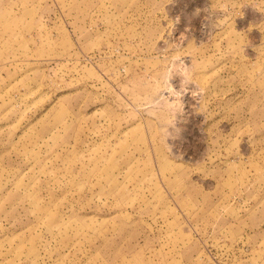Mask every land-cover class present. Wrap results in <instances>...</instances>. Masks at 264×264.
<instances>
[{
  "label": "rangeland",
  "instance_id": "1",
  "mask_svg": "<svg viewBox=\"0 0 264 264\" xmlns=\"http://www.w3.org/2000/svg\"><path fill=\"white\" fill-rule=\"evenodd\" d=\"M0 264H264V0H0Z\"/></svg>",
  "mask_w": 264,
  "mask_h": 264
},
{
  "label": "clouds",
  "instance_id": "2",
  "mask_svg": "<svg viewBox=\"0 0 264 264\" xmlns=\"http://www.w3.org/2000/svg\"><path fill=\"white\" fill-rule=\"evenodd\" d=\"M190 72H191L190 67L185 65L183 59L181 57H176L172 61V64L169 70L165 72L161 77L163 88L145 101L146 107L143 110L146 112H153V111L159 112L161 110H169V111L173 110L174 106L171 103V101H169L167 104L165 103V99H164L165 95H163V93L167 92L169 94L167 95V97H172L173 93L176 92L175 89L169 87V80L171 76L173 75V73H178L182 75L184 78L183 83L185 81L190 83L191 82Z\"/></svg>",
  "mask_w": 264,
  "mask_h": 264
}]
</instances>
